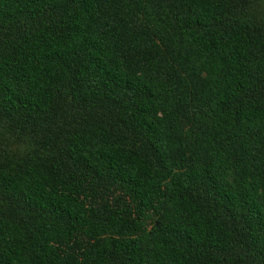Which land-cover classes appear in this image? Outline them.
I'll return each mask as SVG.
<instances>
[{"label": "trees", "instance_id": "1", "mask_svg": "<svg viewBox=\"0 0 264 264\" xmlns=\"http://www.w3.org/2000/svg\"><path fill=\"white\" fill-rule=\"evenodd\" d=\"M0 264H264V0H0Z\"/></svg>", "mask_w": 264, "mask_h": 264}]
</instances>
